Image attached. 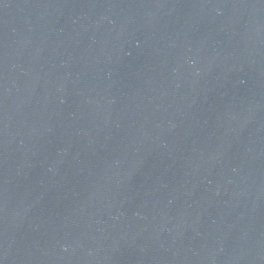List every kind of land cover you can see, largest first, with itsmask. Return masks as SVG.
Segmentation results:
<instances>
[{"label":"water","instance_id":"obj_1","mask_svg":"<svg viewBox=\"0 0 264 264\" xmlns=\"http://www.w3.org/2000/svg\"><path fill=\"white\" fill-rule=\"evenodd\" d=\"M0 264H264V0H0Z\"/></svg>","mask_w":264,"mask_h":264}]
</instances>
